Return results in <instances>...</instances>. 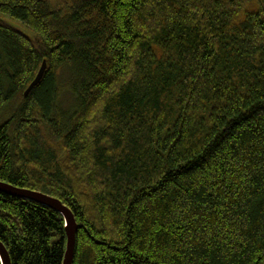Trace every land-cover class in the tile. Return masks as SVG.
Here are the masks:
<instances>
[{"label": "trees", "instance_id": "16d2710c", "mask_svg": "<svg viewBox=\"0 0 264 264\" xmlns=\"http://www.w3.org/2000/svg\"><path fill=\"white\" fill-rule=\"evenodd\" d=\"M0 181L72 264H264V0H0ZM0 242L64 220L0 192Z\"/></svg>", "mask_w": 264, "mask_h": 264}, {"label": "water", "instance_id": "95a60500", "mask_svg": "<svg viewBox=\"0 0 264 264\" xmlns=\"http://www.w3.org/2000/svg\"><path fill=\"white\" fill-rule=\"evenodd\" d=\"M46 64L42 63L37 75L30 83L24 95H27L33 87L37 86L45 72ZM0 192L20 198L29 200L40 205L51 208L60 214L64 220L66 233V249L62 264H72V258L75 246V235L77 231V224L71 211L64 206L58 199L51 197L41 192L31 191L24 188H18L0 181ZM0 264H11L10 257L4 245L0 242Z\"/></svg>", "mask_w": 264, "mask_h": 264}]
</instances>
